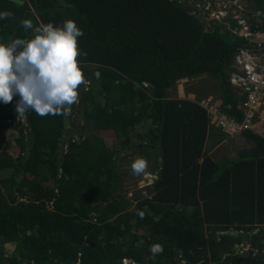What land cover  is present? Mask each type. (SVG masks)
Returning a JSON list of instances; mask_svg holds the SVG:
<instances>
[{
  "label": "trees",
  "instance_id": "trees-1",
  "mask_svg": "<svg viewBox=\"0 0 264 264\" xmlns=\"http://www.w3.org/2000/svg\"><path fill=\"white\" fill-rule=\"evenodd\" d=\"M249 1L264 10V0ZM193 8L181 0H0L12 13L0 20V41L30 38L22 19H72L86 53L78 66L99 72L67 115L16 114V96L0 103V121L25 119L10 124L17 155L0 151V264H264V136L243 131L248 146L215 161L205 149L214 135L205 110L167 94L178 79L208 73L219 105L242 119L228 71L247 41L218 23L204 31ZM128 151L153 163L147 197L119 192ZM156 244L162 251L153 254Z\"/></svg>",
  "mask_w": 264,
  "mask_h": 264
},
{
  "label": "clouds",
  "instance_id": "clouds-1",
  "mask_svg": "<svg viewBox=\"0 0 264 264\" xmlns=\"http://www.w3.org/2000/svg\"><path fill=\"white\" fill-rule=\"evenodd\" d=\"M249 8L250 6L245 11L250 16L248 22L255 10H249ZM11 15L12 13L8 10H0V20ZM20 24L23 29L31 30L30 38L13 37L6 42L0 41V103H8L13 96H16L17 100L14 105L16 114L23 115L32 111L39 116L67 115L70 106L78 102L77 85L82 84L86 89L90 82H95V79L94 81L84 79L82 72L85 70H81V67L78 66L81 62L76 59L78 55H86L77 48V38L83 35L82 29L72 19H65L61 24L55 26L51 22L34 26L30 19H22ZM228 27L232 34L235 33L233 39L241 37L247 41L246 46H249L248 38L251 34L244 33V30L241 33L239 26ZM246 46H239L236 51ZM234 54L228 71V81L236 97L241 99L237 87L231 81L233 71L237 67ZM182 80L186 79L182 78L180 81ZM201 100L195 101L200 105L199 101ZM241 102H238L236 107L239 111ZM263 105L262 101L260 106ZM217 106L225 113H227L226 109L230 108L227 105L224 109L218 103ZM216 128L221 130L218 126ZM243 131H240L239 134H242ZM146 166L145 159H135L130 164L131 174H142ZM160 251H162V247L159 244L151 247L153 254ZM122 261L123 263L127 261V264L134 262L128 259Z\"/></svg>",
  "mask_w": 264,
  "mask_h": 264
},
{
  "label": "rangeland",
  "instance_id": "rangeland-1",
  "mask_svg": "<svg viewBox=\"0 0 264 264\" xmlns=\"http://www.w3.org/2000/svg\"><path fill=\"white\" fill-rule=\"evenodd\" d=\"M181 1H184L186 4H190L192 7H194L193 10H191V13L193 15H201V20L205 25L204 31L210 30L211 24L215 23L224 25L226 26V28L228 26H230V28L239 26L243 29H247L243 26V24H247L248 20V14H244V10L248 6H250L249 10H253V8H251L253 2L249 0H205L203 4H198L196 0ZM231 23H233V26L231 25ZM220 30H222V26H219V31ZM231 37L235 38L234 32ZM185 79V81H180L181 79H178L172 88H168L167 94L172 98L181 95L180 98H188L191 100H200L203 98H208L210 100L209 103H211L212 105L201 103V101H199V103L206 107L207 110L212 114L209 120L211 124H213L215 127L217 125H221L224 131L218 129L216 136L209 135V138H212H208L205 145V149H207V153L215 161L223 160L225 157L229 159L234 158L236 156V153L243 147L241 144L244 143V140L240 139L239 136V133L242 129H240L239 126H234L230 121L231 119L217 113L214 110L215 106L217 105V101L215 100H217L219 97V88L216 84V81H214L213 77L208 73L198 74L192 78ZM188 91L195 92V96H191L193 98L188 97ZM262 107L264 108V105ZM256 109L258 113L257 115H254V127L252 126L250 127V129L255 132L256 130L260 131L264 135V113H259L262 111L261 106L259 104L257 105ZM258 114H260V116L262 115L263 118L260 119V116H258ZM80 121L78 122L83 124V120ZM0 125L2 127V130L0 132V150L6 148L7 150L9 149V152H11L12 155H16L18 152V146L16 145L13 138L15 133H11L10 126L4 123L2 120L0 121ZM84 131H88V128L84 129ZM103 137L106 142V145L111 147L113 139L110 132L104 134ZM215 137L217 138V140H215ZM5 139L7 140L5 141ZM4 143L7 144L4 145ZM128 153L129 151L125 156V159L122 158L120 161L121 180L119 192L123 196H125V198L132 199L133 197H147L149 195L147 189H149L150 184L157 177L156 171L150 169V166H152L153 163H150V161L146 160L147 166L145 171L142 174L133 175L131 174L130 169L131 162L137 158L145 159V157H143L141 154L129 155ZM121 156H123V154H121ZM0 175H2V173H0ZM137 232L142 233L141 231ZM12 245L13 244L11 243H7L6 251L11 250ZM182 262L183 261L179 263L182 264Z\"/></svg>",
  "mask_w": 264,
  "mask_h": 264
},
{
  "label": "built area",
  "instance_id": "built-area-1",
  "mask_svg": "<svg viewBox=\"0 0 264 264\" xmlns=\"http://www.w3.org/2000/svg\"><path fill=\"white\" fill-rule=\"evenodd\" d=\"M245 11L246 9L244 10V14H246ZM251 16L252 18L249 22L247 20V24H243L247 29H243L242 27L240 29L241 33L244 30V33L251 34L248 38L249 46L239 48L234 54L237 67L233 71L231 80L237 87L242 99L239 109L243 117L242 119H238L231 116L223 112L217 105L214 108L217 113L231 119L232 124L239 126L242 129L241 131L250 129L252 126L254 127V115L258 113L256 107L258 104L261 105L264 98V10L255 9ZM248 17L250 18V16ZM209 101L208 98H205L201 100V103L212 105ZM201 103L200 105L211 117L212 114ZM17 119L25 124L24 116L18 117V115L13 118L4 119L3 122L10 125ZM217 126L223 130L221 125ZM12 132L16 134L17 130L13 128Z\"/></svg>",
  "mask_w": 264,
  "mask_h": 264
},
{
  "label": "crops",
  "instance_id": "crops-1",
  "mask_svg": "<svg viewBox=\"0 0 264 264\" xmlns=\"http://www.w3.org/2000/svg\"><path fill=\"white\" fill-rule=\"evenodd\" d=\"M94 73V72H93ZM187 96L188 97H190V98H193L194 96H195V92H191V91H188V94H187ZM191 96H193V97H191ZM178 97H181V95H179ZM215 101H217V103H218V99L217 100H215ZM239 102H241V100H239ZM219 104V103H218ZM261 109H262V111L261 112H259V113H264V108L261 106ZM205 112H206V110H205ZM228 113V112H227ZM206 114H207V116H208V118H209V120H210V116L208 115V113L206 112ZM229 115H231V113H229ZM231 116H234V115H231ZM261 118H263L262 117V115L260 116V119ZM209 124H210V128H211V134L213 133L214 134V136H216V134H217V132H218V129H216V127L213 125V124H211V122L209 121ZM8 125V124H7ZM10 126V125H9ZM215 127V128H214ZM10 129H11V133H14V132H12V129H13V127H11L10 126ZM256 133H258L259 135H261V136H264L263 134H262V132H260V131H256ZM240 136V139H242V140H244L245 141V138H244V136L243 135H239ZM14 138V137H13ZM7 139H5V141H6ZM215 140H217L216 139V137H215ZM14 141H15V138H14ZM15 143H16V141H15ZM7 143H4V145H6ZM17 145V144H16ZM241 145H243V147L242 148H244V146L246 147V146H248L247 145V143L246 142H244V143H242ZM2 150H7L6 148H4V149H2ZM1 151V150H0ZM7 151H9V149L7 150ZM11 153V152H10ZM18 153V152H17ZM17 155V154H16ZM16 155H14V156H16Z\"/></svg>",
  "mask_w": 264,
  "mask_h": 264
},
{
  "label": "water",
  "instance_id": "water-1",
  "mask_svg": "<svg viewBox=\"0 0 264 264\" xmlns=\"http://www.w3.org/2000/svg\"><path fill=\"white\" fill-rule=\"evenodd\" d=\"M11 1H13L14 3H17V4H22L24 0H11ZM59 1H62V0H59ZM70 5H71V3H65V2H63V6H70ZM82 73H83V76H84V79L85 80L89 79L90 81H94L95 77H99V72L98 71H95L94 74L88 73L86 71H83ZM77 86L79 87V94L77 96V99L79 101L80 100V95L84 91V87H83L82 84H78ZM155 130H157V128ZM150 141H152V140H150ZM228 233L234 234L235 231H229ZM234 247L235 246H233V248ZM179 252L181 253V250H179ZM131 264H137V263L131 262Z\"/></svg>",
  "mask_w": 264,
  "mask_h": 264
},
{
  "label": "flooded vegetation",
  "instance_id": "flooded-vegetation-1",
  "mask_svg": "<svg viewBox=\"0 0 264 264\" xmlns=\"http://www.w3.org/2000/svg\"><path fill=\"white\" fill-rule=\"evenodd\" d=\"M179 262H181V259L178 257L177 258V263L180 264ZM182 264H183V262H182Z\"/></svg>",
  "mask_w": 264,
  "mask_h": 264
}]
</instances>
